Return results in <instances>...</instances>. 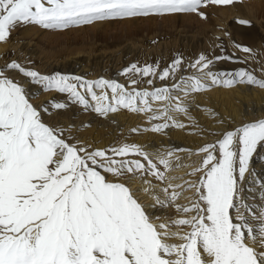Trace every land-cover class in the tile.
Returning a JSON list of instances; mask_svg holds the SVG:
<instances>
[{
  "label": "snow or ice",
  "instance_id": "snow-or-ice-1",
  "mask_svg": "<svg viewBox=\"0 0 264 264\" xmlns=\"http://www.w3.org/2000/svg\"><path fill=\"white\" fill-rule=\"evenodd\" d=\"M233 3L0 0V43L20 24L66 30L174 14L205 19L202 8ZM222 60L236 62L233 56L201 54L188 65L196 70L188 76L179 75L181 57L162 70L132 63L121 73L130 77V87L104 78L43 75L16 60L0 66V264H264V169L253 166L254 160L264 165V118L212 133L218 138L195 151H148L135 143L95 146L42 115L69 104L105 118L123 109L149 122L132 128L134 133L166 135L170 128L191 126L193 134L204 135L192 114L195 94L237 85L264 89V79L244 68L212 71ZM13 72L45 93L65 94L66 102L34 105ZM157 79L170 83L155 87ZM144 83L150 88L137 87ZM181 152L199 161L188 166L189 179L177 184L170 172L181 166Z\"/></svg>",
  "mask_w": 264,
  "mask_h": 264
},
{
  "label": "rangeland",
  "instance_id": "rangeland-1",
  "mask_svg": "<svg viewBox=\"0 0 264 264\" xmlns=\"http://www.w3.org/2000/svg\"><path fill=\"white\" fill-rule=\"evenodd\" d=\"M234 10L235 12L232 13ZM201 11L206 14L205 19L196 14H174L97 22L93 25L66 30L43 29L36 25L20 24L11 32L10 40L1 44L7 47L15 41L17 46L13 44V46L6 48V52L11 54L8 57L9 60H16L25 67L32 68L44 75L59 72L86 78L80 73L75 74L79 70L73 72V69L66 71L61 69L65 61L72 60L69 57L79 56L78 60L83 61L82 65L97 71L103 68L123 71L132 63H139L140 66L151 63L158 65L159 69L162 70L169 67L175 58L181 57L183 69L179 75L188 76L196 71L189 69L188 65L193 63L199 55L204 54L209 59L220 55L233 56L234 61H236L215 62L211 68L214 72L231 73L244 68L258 79H264V0H234L231 5H211L202 8ZM240 21H248V23L242 24ZM235 44L245 46L251 49V52L244 53L237 49ZM14 45L16 47L12 48ZM116 62H119V66H115ZM53 67L55 68L52 69ZM98 78L116 80L126 87H130L129 81H121L115 77H104L102 73L94 79L89 78V80ZM23 81L26 83L27 91L32 87L29 89L32 92L33 88L37 86L25 78ZM23 81L19 82L24 84ZM163 83L166 82H162L160 85ZM39 87L37 86L35 89ZM246 87L252 89L255 87L264 93V89L256 86L246 85ZM40 90L42 89L33 93H42L43 91L40 92ZM52 92L54 93L52 98L41 105H48L53 100L66 102L65 94ZM121 111L128 112L123 109ZM68 112L70 113L68 121L70 124H74L75 128L78 127V130H73V132L80 139L94 136L95 134L92 132L88 135L87 129L96 126L95 129L98 130L100 129L98 127L105 126L107 122L105 117H101L90 110L85 111L81 106L72 104H69L65 110L54 111L50 116L42 115H44L45 122L60 124L57 123V120H62L61 116ZM53 115L57 117L51 118L54 117ZM250 118L251 121H254L258 118H264V116L257 118L253 112ZM77 122L79 123L77 124ZM60 125L64 126L63 124ZM101 129L103 130V128ZM110 134L108 132L101 135L106 138ZM131 135L130 137L134 136L133 133ZM253 164L260 163L255 161ZM260 165L264 169V165ZM154 183L158 182L154 181Z\"/></svg>",
  "mask_w": 264,
  "mask_h": 264
},
{
  "label": "bare ground",
  "instance_id": "bare-ground-1",
  "mask_svg": "<svg viewBox=\"0 0 264 264\" xmlns=\"http://www.w3.org/2000/svg\"><path fill=\"white\" fill-rule=\"evenodd\" d=\"M234 12L235 10L232 13ZM128 21H131V20H128ZM14 42H12L8 46L9 47L13 46V44L16 43ZM15 45L12 48H15L17 46ZM7 47H5L4 45L0 43V66H3L4 64L10 61L8 57L11 54H8L6 52ZM69 58H71L72 60L65 61L62 65V68L60 67L63 71L73 69V72L74 71L78 72L79 70V72L75 74L80 73V75L81 74L83 76L85 75L86 78L89 77L90 79L91 78L94 79V77L102 73L104 77H109V78L115 77L117 79H120L121 81L130 80V77H125L121 75L122 71L110 70L109 68H108L109 70L103 68L97 71L96 69H91V67L88 68L82 65L83 61L78 60L79 56L69 57ZM116 63L117 64H115V66H119V62H116ZM54 68L55 67H53L52 69ZM10 75L11 76L16 75L17 76L16 79H18L19 81L21 80L23 81L22 76L16 72L10 73ZM89 78L87 79L89 80ZM161 83L162 82L159 81L158 79L154 81L155 87H161L163 85V84L160 85ZM37 86H35V88H37ZM137 87L139 88L149 87L150 88V86L146 85V83L138 85ZM35 88H33L34 90L32 92H30L28 89V92L32 96L35 95L37 97L31 100V102H33V104L36 106L45 104V102H47L49 98H52L51 96H53L54 94L53 92H47V93L42 92L39 94L36 92L34 94L33 93L34 91L39 92V89H41L40 87L38 89H35ZM253 88L254 89H252L251 87L248 88L246 87V85H237L232 88L213 87L211 90L207 92H204L201 94H195V104L192 107V114L196 118V123L199 124L200 128L205 130L204 135L193 134L196 132V129H194L191 126L187 127L184 130L170 128L166 130L167 132L166 135L155 134L151 132L134 133L131 131L132 128L150 127L149 122L143 116V114L123 112L120 110L117 113L109 114L108 117H106V120L109 123L106 122L105 126L98 127L100 129L96 130L95 129L97 128L96 126L92 127L91 129H87V131L89 132L88 135H90L91 132L94 133L95 135L92 137L88 136L87 138H84V139L81 138V140L94 144L95 146H98V147L120 145L123 143H135V144H139L140 146L144 147L145 150H148V151H154L158 148L168 149V148H177V147L185 148V149H192L193 151H195V149L198 146H201L202 144L207 143V142H213L215 141V139L218 138L217 135H213L212 133L219 134L223 130H232L235 127L241 125L242 123L251 121L252 119L250 118V115L251 114L253 115V112H254V116L257 118L260 116L261 117L264 116V107H263L264 106V93H262V91L257 90L255 87ZM41 91L43 90H40V92ZM210 112H214L216 116L215 117L211 116ZM69 114L70 113L68 112L66 113V115H62L61 117L63 119L60 121L57 120V123L63 124L64 126L70 125L73 128V130L77 131L78 127L75 128V125L70 124V121H68ZM56 117L57 116L55 115L54 117H51V118H56ZM178 119H180L185 124H188V121L183 116H179ZM220 120H223L224 123H219ZM78 123L79 122H77V124ZM101 128H103V130ZM108 132L111 134L110 136L105 135L107 136L106 138L101 135V134H107ZM131 133H133L134 135L133 137H130L132 136ZM177 155L179 157L178 163L181 166L179 167L174 166V168L170 172V175L177 178L173 182L178 184V183H182L183 179H189L187 173L191 169L188 166L194 163H198L199 158L195 156L188 158L187 154L184 152L177 153ZM254 162L255 160L253 161V163ZM253 166L258 172L260 169H262L260 167L261 166L260 164H255V165L253 164ZM131 187L136 188L138 187V185L133 184L131 185ZM185 195H191V193L190 192L185 193ZM155 214L161 215V212L156 211Z\"/></svg>",
  "mask_w": 264,
  "mask_h": 264
}]
</instances>
